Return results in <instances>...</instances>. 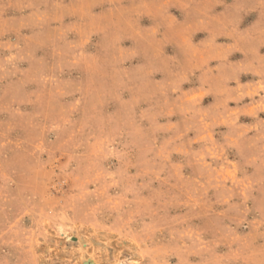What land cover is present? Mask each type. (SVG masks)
<instances>
[{"label": "rangeland", "instance_id": "1", "mask_svg": "<svg viewBox=\"0 0 264 264\" xmlns=\"http://www.w3.org/2000/svg\"><path fill=\"white\" fill-rule=\"evenodd\" d=\"M0 264H264V0H0Z\"/></svg>", "mask_w": 264, "mask_h": 264}]
</instances>
